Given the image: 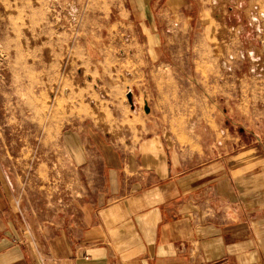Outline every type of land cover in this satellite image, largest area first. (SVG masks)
Here are the masks:
<instances>
[{"label":"rangeland","instance_id":"obj_1","mask_svg":"<svg viewBox=\"0 0 264 264\" xmlns=\"http://www.w3.org/2000/svg\"><path fill=\"white\" fill-rule=\"evenodd\" d=\"M164 1L0 0V165L27 194L48 172L54 201L77 196L61 136L82 122L119 148L147 108L181 149L200 121L239 146L264 137V0Z\"/></svg>","mask_w":264,"mask_h":264},{"label":"crops","instance_id":"obj_2","mask_svg":"<svg viewBox=\"0 0 264 264\" xmlns=\"http://www.w3.org/2000/svg\"><path fill=\"white\" fill-rule=\"evenodd\" d=\"M184 1L160 13L184 14ZM145 111V130L125 148L85 122L62 133L85 181L68 184L77 196L61 204L48 196V172L27 194L0 165V264H264V137L239 146L200 121L197 148L181 149Z\"/></svg>","mask_w":264,"mask_h":264}]
</instances>
